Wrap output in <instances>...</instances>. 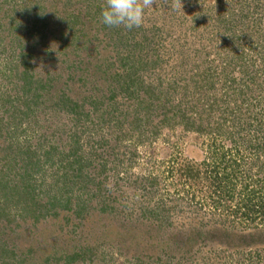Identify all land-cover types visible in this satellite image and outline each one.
Instances as JSON below:
<instances>
[{"label":"rangeland","instance_id":"374dc122","mask_svg":"<svg viewBox=\"0 0 264 264\" xmlns=\"http://www.w3.org/2000/svg\"><path fill=\"white\" fill-rule=\"evenodd\" d=\"M181 3L182 11L173 7V0H155L153 8L145 9L141 27L133 28L132 32L115 27L132 34L129 44L146 40L140 50L134 51V68L128 70L118 66L116 60L120 49L129 48L117 49V35H112L114 27L113 31L104 29L101 22L105 0H0V67L22 56L28 63L27 76L34 87L41 88L36 90L41 96L39 104L31 105H37V112L25 119L27 108L19 104L16 114L22 119L21 131L15 145L0 147L3 157L16 149L26 150V146L39 155L50 149L66 155L73 148L77 153L67 162L83 157L87 163L83 179L93 177L86 196H92L97 187L103 186L100 195L109 194L115 210L99 215L96 202L92 205L93 202H88L90 223L79 222L81 227L76 234H69L75 244H84L85 234L87 241L96 239L103 230L110 231V239H116L119 232L139 230L142 224L155 231L159 227L157 230L162 232L167 229L168 233L224 229L248 234L264 227V215L259 214L255 221L235 216L233 204L223 212L217 211L207 204L213 200L212 191L203 175L187 181L181 174L189 165L184 156L188 149L203 150L204 163H212L219 154L214 155V148L206 149L207 145L217 147L222 138H227L225 141L229 143L225 145L231 155L236 156L237 149L242 155L235 160L230 155L239 163L238 178L259 173L264 179V152L251 158L244 151L248 136L241 133L236 123L229 131L219 129L222 137L204 129L209 125L217 129L234 104L244 108L239 115L244 119L240 124L244 129L264 127V34L259 33L264 31V0H181ZM23 4L31 7V11H24ZM106 69L110 75L126 74L125 78L116 76L114 88L119 89L122 82L130 79L141 82L136 83V92L130 97L118 94L111 98L107 91L110 82L104 81ZM12 86L4 85L13 94L16 91ZM87 96L96 100L90 104ZM57 105L74 111L69 114L70 119L84 112L87 121L81 124L82 128H71L66 122L70 120L64 118L65 113ZM250 105L255 106L249 109ZM193 126H200L201 131ZM261 128L254 140L260 139L264 130ZM74 133L79 138L76 144L71 139ZM63 155L61 158L57 155L56 160L63 159ZM6 162L9 163L7 159ZM50 167L47 165L46 171L33 182L40 186L38 193L43 202L54 180L56 166ZM74 195L72 192L70 197L76 202ZM177 203L186 206L180 211ZM162 204L173 211L166 212ZM24 207L21 204L12 209L13 225L24 220L20 212ZM64 214L67 215L60 212L55 216L51 212L44 214L46 218L40 222L28 220L25 226L28 242L20 238L17 226L1 229L0 220L1 249L23 255L28 244L35 243L38 250L39 244L47 240L56 242L59 250L68 244V236L64 230V238L55 240L50 236V223L55 220V227L61 224ZM99 217L98 224L105 225L90 232ZM71 219L78 223L74 216ZM169 222L171 227L165 224ZM219 239L213 241L214 246L209 245L211 241L201 240L190 254L182 258L180 254L174 255L171 264H264V247L237 251L232 247L226 249L217 242ZM254 241L260 243L256 238ZM95 242L91 240L90 244ZM172 252L177 254L174 249ZM78 264L126 262L109 248L102 250L94 263Z\"/></svg>","mask_w":264,"mask_h":264},{"label":"trees","instance_id":"16d2710c","mask_svg":"<svg viewBox=\"0 0 264 264\" xmlns=\"http://www.w3.org/2000/svg\"><path fill=\"white\" fill-rule=\"evenodd\" d=\"M31 5L32 2H29V6ZM29 6L23 4L21 5V8L28 13L31 11L29 9L31 7ZM10 8L11 9L9 11L12 12L13 6H10ZM32 10H36L35 7H33ZM40 13L41 12H37V14ZM104 29L112 30L113 27L104 25ZM132 30L129 32H132ZM119 32H121V37L126 36L124 40L120 39L121 37L118 35ZM259 33L264 34V31H259ZM112 35H117L115 40L117 45L116 48H129L128 51L120 49V54L116 60L118 66L120 65V67L123 69H133L134 62L136 60L134 57V51L140 50L142 48L141 45L143 46V43L146 40L141 41L140 43L134 42L129 44V38L133 37L132 34L129 33L127 35L126 33H122L121 30L119 31V29H116L115 27L114 33H112ZM262 59H264V56ZM11 60L14 63L8 60L6 61L4 67H0V147H3V149L5 146L9 147L13 144L15 145L16 137L21 131L22 119L18 116V114H16L17 111L20 110L19 104L26 106L27 112H25L23 115H25V119H27L29 115L39 110L37 109V105L32 107L31 105H33V102L34 104H39L37 101L41 97L39 93L36 92V90L41 88H38L37 85L34 87V83L31 82V77L27 76L26 74V72H28V63L26 59L22 56H18L17 59ZM100 67L101 65H99L98 70ZM103 75H106V79H104V81L110 82L111 86L107 91L110 93V97L113 99H115L116 95L118 94H123L130 97L134 92H136L137 84L141 83L136 82V84L130 79L129 81L126 80L122 82L120 86L118 85L119 89H117V87L114 88L116 85V82H114L116 76L120 79V76L125 78L124 76H126V74L110 75L106 69L103 71ZM7 84H12V88L15 89L16 93L12 94L5 90L4 85ZM259 88H262V85L259 86L258 89ZM83 99H85V97ZM86 99L91 100L90 104H92V100H96L92 96H87ZM57 106L61 108L59 110H62V112L65 113L64 118L67 117L70 120L69 122H66L71 124V128H82L81 124L87 121L88 116L84 114V112L77 113L70 119L71 115L69 114H71V112L73 113L74 111L66 107L63 108L61 105ZM254 106L255 105H250L249 109H252ZM242 109L244 108L240 107L239 104L232 105V108L226 114L224 119L221 120L217 129L213 128L211 125L204 127V129L209 130V133L216 137H222V132H219L218 130L224 129L229 131L234 123H236L241 133L248 136V143L244 147V151L247 152L251 158H253L256 153L259 154L264 152V127L262 129L261 125H259L257 129L253 130L254 133L249 127L244 129L240 125L243 124L244 119L239 117ZM245 112L247 111L245 110ZM252 117L256 119L255 114H253ZM259 122L263 123L261 120H259ZM193 128L197 131H201L200 126H193ZM260 128L263 130L260 139L254 140L258 139L255 137V134ZM71 136L73 143H75L76 140L79 141V138L75 133ZM225 139L227 138H222L219 142V146L217 147H213L211 144L207 145L206 149L213 150L214 148V155L217 153L219 154V158L212 163H204L203 150L195 148L192 149V147L191 149H188L184 156L186 157V161L189 165H187L186 172H184L185 169L181 170V174L182 176L184 174V178L187 181L189 179L202 177L203 175V178H205V181L208 183L212 191L210 194V199H213L212 201L206 202L207 204L212 205L217 211L223 212L227 210L228 206L233 204L235 206L233 207L232 211L236 214L235 216H241L242 218L250 219V221H255L259 214L264 215V179L258 173L257 175L249 174V177L246 179L243 177L241 178L242 181H238L241 180L238 178V173L236 171V169L239 168V163H236L234 158L239 156L238 152L240 150L235 146L234 149H237L235 151L236 156L231 155L232 153L228 148H226L225 145L226 143H229V141L226 142ZM253 141H255L254 144H252ZM3 149L0 150L1 229H11L10 227L17 226V230L19 234H21L19 235L20 238L28 242V239L25 237V235L29 233L25 228L28 220L33 219L34 222H40L46 218V215L44 214L52 212L55 216H57L58 213L65 212L67 215L64 214V216L60 219L61 224L59 223L55 227V220L53 223H50V236L52 234V237L55 240L60 241V239L64 238V235L66 234L69 241L68 244L60 246L59 250L57 243L54 241L47 242L46 240L44 243H40L38 250L34 248L35 243H31L28 244L26 248L24 247L25 250L22 251L24 256L18 254L17 252L15 254V250L1 249L0 247V264L94 263L98 259L101 251L109 248L112 250L114 249V251H116L119 256L124 259L126 264H171V259L174 255L180 254V258H182L183 255L188 253L190 254L191 249L198 247V243L201 240L211 241L212 243H209V245L214 246L213 241L216 238H220L217 242H219V244H223L226 249L232 247L237 251H243L252 247H264V227L260 231L248 234L229 233L224 229L221 231L196 230L188 232L184 230H178L179 232L168 233L167 229L165 232L164 230L162 232L157 230L161 228L159 227L155 231L151 226L147 227L144 224L141 225L139 230L132 228V231H128L130 233L119 232L116 239H114L115 237L110 239V231L105 233L106 230H103L96 239H89V241L86 240L85 234L83 237L84 244H75L73 238L71 239L69 237V234H76L77 230L81 227L79 222L82 225L83 221L85 224L90 223L89 216L91 212L88 213L89 211L87 210L88 208L86 205L88 202H93L91 205L94 204V201L96 202L95 205L98 207L99 215L115 212L111 205L112 202L110 201L109 194L100 195L103 190L102 183L98 184V186H102V190L97 187L95 193H93L92 196H86L89 190V183L93 177L89 178V180L86 179L87 181L83 179V173L87 171V163L83 162V157H76V160L67 162L66 159H69L70 156L73 154L76 155L77 153V151H75V149L73 150V148L70 149L72 152L66 155L56 153L55 149H50V151L46 150L44 151L43 155H39L40 153L35 154L30 150V148L26 146V150H23L22 148L16 149L14 152L11 154H6L4 157L2 154ZM6 152L9 151L7 150ZM57 155L58 158H61L62 155L64 158L56 160ZM230 155L234 160H232ZM241 156L242 155L240 154L239 157L241 158ZM6 159L10 164L6 162ZM64 162L65 164H63ZM47 165L51 166V169L55 166L56 168L53 171V183L49 193L47 194L46 200L43 202L42 199L39 198L40 193H38L40 186L36 185V182L33 184V182L36 177L37 181L38 176L46 171ZM103 170L104 169H102V171ZM102 171H97L96 173ZM260 173L263 172L260 171ZM237 188L240 190H237ZM72 192L75 194L74 200H76V202H73L70 197ZM64 194L68 195L62 198L61 196ZM187 194L189 193L187 192ZM185 203L190 204L189 202ZM21 204L25 206L24 208L20 209L24 220L21 219L16 225H13L15 219L13 218L12 220L10 214L12 213V209L14 207H18ZM72 206L75 208L72 209ZM185 206L186 204L184 203L181 206H179V204L178 206L176 205L177 208L180 207V211L184 209ZM163 210L169 212L171 210L173 211V208L169 209L166 208V205H164ZM71 216H74V219L78 221L77 224H74L71 221ZM169 218L170 217L168 215V219ZM98 221H101L100 217L96 218L95 223L93 222L92 226L94 227H92L90 232H93L98 228H102V226L105 225L98 224ZM165 224L167 227L172 226L171 222ZM216 232H218V234H216ZM254 238H256L260 243H256ZM91 240L96 242L90 244ZM173 249L177 252V254L172 252ZM49 261L51 262L49 263ZM105 262L107 261L105 260ZM177 264L181 263L179 262Z\"/></svg>","mask_w":264,"mask_h":264},{"label":"clouds","instance_id":"9594fccd","mask_svg":"<svg viewBox=\"0 0 264 264\" xmlns=\"http://www.w3.org/2000/svg\"><path fill=\"white\" fill-rule=\"evenodd\" d=\"M155 0H105L100 18L108 27L126 30L139 28L144 23L145 9L153 8ZM173 7L182 11L181 0H173Z\"/></svg>","mask_w":264,"mask_h":264}]
</instances>
